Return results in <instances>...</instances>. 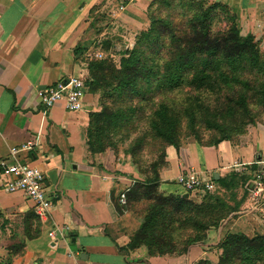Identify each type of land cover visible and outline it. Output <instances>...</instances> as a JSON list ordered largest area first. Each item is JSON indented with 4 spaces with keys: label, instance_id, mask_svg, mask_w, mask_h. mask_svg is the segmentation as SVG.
Here are the masks:
<instances>
[{
    "label": "crops",
    "instance_id": "crops-1",
    "mask_svg": "<svg viewBox=\"0 0 264 264\" xmlns=\"http://www.w3.org/2000/svg\"><path fill=\"white\" fill-rule=\"evenodd\" d=\"M208 1L233 13L242 36L264 42V0ZM150 3L0 0V264H195L212 260L210 243L187 253L151 254L137 239L133 241L143 222L134 206L141 195L133 198L130 194L125 207L119 197L136 187L139 173L130 162L98 151L90 141L91 115L99 111V96L87 84L90 72L82 47L95 32L101 37H136L149 25ZM100 12L109 20L103 29L96 22ZM73 77L86 84L81 110L70 111L62 102L50 109L41 106L40 89ZM260 133L248 144L223 141L169 149L170 170L161 175L158 193H186L177 183L164 182L186 170H195L215 185L232 173L241 174L233 168L235 161L250 164L254 173L264 161V132ZM30 138L35 139V147L20 153L19 159L46 175L53 197L49 222L36 214L35 203L23 193L2 189L1 162L10 160L11 149ZM246 175L253 178L252 173ZM246 191L250 197L248 184ZM253 202L262 229L264 191ZM51 223L64 229L63 239L49 237Z\"/></svg>",
    "mask_w": 264,
    "mask_h": 264
},
{
    "label": "rangeland",
    "instance_id": "rangeland-1",
    "mask_svg": "<svg viewBox=\"0 0 264 264\" xmlns=\"http://www.w3.org/2000/svg\"><path fill=\"white\" fill-rule=\"evenodd\" d=\"M204 4V8L209 7L208 0H193ZM170 7L162 4L160 0H151L147 14L149 17L148 29L153 18L159 20L178 21L177 18L189 19L198 12L199 7L191 3V0H170ZM105 13L100 12L97 15L95 24L103 29L104 25L109 23ZM233 13L226 9L217 13L211 20V29L214 35L227 30ZM236 25L241 30L239 22ZM159 28V26H158ZM162 34L165 29H160ZM98 31V29L96 30ZM143 32V31H142ZM141 33V32H140ZM132 39H122L116 37H101L95 32V36L86 40L82 49L84 50V60L86 66L99 76L105 75L109 78L115 77L114 69H120L121 59L126 51L135 48L139 41V36ZM256 40V39H255ZM258 42L260 52V62L258 67H263L264 62V42ZM108 66L109 71L102 72L98 65ZM90 72V71H89ZM255 77L262 80L263 75L256 73ZM91 79V74L89 78ZM253 80V78H252ZM241 84L226 83L219 81L214 89L210 88H190L185 84L181 89L173 93H164L159 95L157 90L147 93L145 100L141 96L125 97L114 93L117 79L110 83L102 82L91 87V90L99 96V111L102 114L100 122L93 124L91 135L93 142L102 145L105 151H109L115 157H120L135 168L139 173L140 179L144 178L143 171H147L148 177L158 176L159 181L155 196L162 195L158 193L161 175L170 170L168 161L169 147L162 141H153L150 137V128L153 120V113L160 104L166 103L179 121V147H185L187 144L199 143L210 144L215 138L222 137V134L230 132V141L237 144H248L253 141L255 136H260V131L264 132V104L256 101H250L249 112L244 113L240 105V97L248 95L251 97V91ZM264 81H251L254 88L260 87ZM156 85V83H154ZM230 98L234 102H229ZM258 103V104H257ZM142 107L141 112L131 113L129 106ZM246 111V109H245ZM125 112L130 120L118 122L119 125L112 124L110 115L121 114ZM225 136V135H224ZM143 142L141 148L139 143ZM177 178L168 177L164 182L174 184ZM248 175L231 174L228 180L215 185V189L205 195H188L187 193L178 195H168L182 199L181 209L177 214H173L177 206L170 208L167 231L159 229V235L149 239L156 242V246L140 242L141 246L149 253H157L163 250L172 254H179L182 250H189L201 244L210 243L212 260L199 261L195 264H217L225 251L221 245L226 240L228 234H245L250 237L255 235H264V228L258 218V211L254 208V202L250 199L246 191V184L249 182ZM149 191V190H148ZM186 192V191H185ZM167 196V197H168ZM176 202V200H174ZM180 201V200H179ZM149 201L135 200L134 206L141 218L146 215V208ZM176 204V203H174ZM246 211H254L253 214H244ZM163 236H166L164 238ZM137 237H133L135 241ZM138 240V239H137ZM162 243V244H157Z\"/></svg>",
    "mask_w": 264,
    "mask_h": 264
},
{
    "label": "trees",
    "instance_id": "trees-1",
    "mask_svg": "<svg viewBox=\"0 0 264 264\" xmlns=\"http://www.w3.org/2000/svg\"><path fill=\"white\" fill-rule=\"evenodd\" d=\"M160 2L167 7L171 5L170 0H160ZM191 3L197 5L199 9L187 20L177 18L178 21L175 19L164 21L153 18L154 22L151 26L140 33L135 48L126 51L125 56L122 57L120 69L112 68V71H115V77L102 81L106 79L105 75L99 76L90 69L91 79L87 81L88 86L94 87L102 82L108 84L117 79L114 93L125 97L138 98L141 96L140 99L145 100L147 93L155 89L159 95H164V93L176 92L185 84H188L190 88L214 89L219 81L226 83L232 81L241 85V81H244V86L248 87L252 95L251 97L241 96L240 103L236 105L242 106L243 112L247 113L250 101L264 104V82L259 84L258 88L250 84L251 81H264V62L263 67H258L261 60L258 42L251 35H241L235 16L231 18L226 31L214 35L211 20L217 16V13L224 12L226 9L229 12V9L221 4L209 3V7L204 8L202 3L193 0ZM161 28L165 29L164 34ZM98 68L102 72L110 70L108 66L102 64L98 65ZM256 73L263 75L262 80L255 77ZM226 99L234 102L230 98L226 97ZM129 107L131 113L142 110V107L133 105ZM102 117L101 113H92V126L100 122ZM110 117L114 125H119L118 122L127 123L130 120L125 112L121 116L112 113ZM153 117L150 128L151 139L162 141L167 146L178 150L180 148L177 145L179 121L170 107L166 103L160 104L153 113ZM91 134L90 132L91 144L95 145ZM230 139V132H226L222 134V137L215 138L210 144L204 145L214 146L223 141H230ZM142 144L143 142L139 143V148L143 147ZM96 149L105 150L98 143ZM142 175L144 176L142 181L127 194V205L130 201V194L133 198L141 195L136 198L138 201L150 200V204L145 209L146 215L143 217L137 239L138 241L144 240L143 242L150 246H156V242L149 238L158 236L159 229L167 231L168 217L171 215L170 208L177 206L173 212L177 214L183 201L173 196H155L154 188L157 187L158 176L148 177L146 176L149 175L147 171H143ZM163 237L166 238V236ZM189 248L182 252L187 253ZM221 248L225 251V256L217 264H264V235L250 237L245 234H228ZM164 252L169 251L163 250L158 253Z\"/></svg>",
    "mask_w": 264,
    "mask_h": 264
},
{
    "label": "built area",
    "instance_id": "built-area-1",
    "mask_svg": "<svg viewBox=\"0 0 264 264\" xmlns=\"http://www.w3.org/2000/svg\"><path fill=\"white\" fill-rule=\"evenodd\" d=\"M86 84L81 78H71L68 81H60L54 86L39 90V99L42 107L50 109L62 102L70 111H79L83 108V97ZM36 145L34 138H30L19 147L11 149L10 160L1 162V184L7 193H23L27 199L35 203L36 214L44 221H48L52 208V193L46 185V175L37 167H33L19 159V154L28 152ZM233 168L241 174H253L248 183V191L253 201L262 195L264 189V161L262 166L252 172V166L248 163L235 161ZM176 182L184 191L191 195H204L215 189L214 180H207L200 176L195 170L181 172ZM128 191L120 194L119 203L127 205ZM49 222V221H48ZM64 229L56 223L50 224L49 237L53 240H61L64 237Z\"/></svg>",
    "mask_w": 264,
    "mask_h": 264
}]
</instances>
